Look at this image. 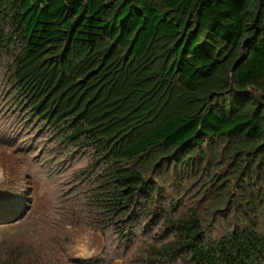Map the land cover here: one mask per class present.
<instances>
[{
	"label": "trees",
	"instance_id": "1",
	"mask_svg": "<svg viewBox=\"0 0 264 264\" xmlns=\"http://www.w3.org/2000/svg\"><path fill=\"white\" fill-rule=\"evenodd\" d=\"M0 52L31 113L102 162L92 229L122 242L162 218L122 264H264V0H0ZM187 168L201 183L181 208L163 191ZM230 203L239 221L214 235ZM25 232L0 264H52L59 229Z\"/></svg>",
	"mask_w": 264,
	"mask_h": 264
},
{
	"label": "rangeland",
	"instance_id": "2",
	"mask_svg": "<svg viewBox=\"0 0 264 264\" xmlns=\"http://www.w3.org/2000/svg\"><path fill=\"white\" fill-rule=\"evenodd\" d=\"M9 58V54L0 52V214L5 218L0 221H16L8 225L0 223V243L15 241L26 231L25 240L34 245L42 244L44 235L53 225L54 229H59L57 233L61 237L52 244L51 252L49 248L46 250L52 264H102L104 261L122 264L132 255L131 252L127 256L129 247L144 237V232L154 234L158 231L162 218L144 224V230L143 224L136 221L129 240L122 242L112 227L105 236L92 229L88 224L91 218L86 204L91 187L88 173L89 169L97 171L102 162L95 159L90 147L65 140L56 131L57 127L31 113L27 96L17 92L11 80ZM225 169L226 165L214 170L208 167L202 174L211 171L221 175ZM184 175L181 183L174 180L163 191L166 202L178 199L181 208L192 204L193 189H199L201 183L189 168ZM220 182L232 183V179L228 177ZM191 183L189 190L180 196L176 190ZM209 185L201 188L199 199H207L205 192ZM230 188L233 200L238 203L244 195H240L236 187ZM259 190L263 198L261 203H264L263 187ZM67 205H75L71 210L73 214L66 209ZM234 205L230 203L227 210L220 211L215 233L211 231L214 235L239 221ZM260 218L264 221L263 212ZM30 222L32 225L28 227Z\"/></svg>",
	"mask_w": 264,
	"mask_h": 264
}]
</instances>
